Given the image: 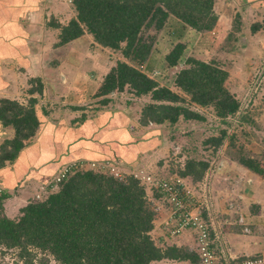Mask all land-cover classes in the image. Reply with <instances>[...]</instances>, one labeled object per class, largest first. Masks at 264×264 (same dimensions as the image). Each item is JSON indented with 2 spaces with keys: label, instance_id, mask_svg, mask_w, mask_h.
<instances>
[{
  "label": "trees",
  "instance_id": "obj_1",
  "mask_svg": "<svg viewBox=\"0 0 264 264\" xmlns=\"http://www.w3.org/2000/svg\"><path fill=\"white\" fill-rule=\"evenodd\" d=\"M71 3L75 17L63 25L53 24L59 29L56 45L62 46L88 33L97 44L119 52V59L103 77L94 98L107 105L108 95L126 87L136 97L149 96L151 101L140 112L139 123L143 127L205 120L184 105L180 94L159 86L138 66L149 60L156 33L168 24L198 34L213 30L217 23L215 0H71ZM187 47V43L177 42L163 57L165 69L184 63L175 72V88L187 95L191 103L212 108L219 119L232 117L238 111L239 101L226 87L228 72L213 61L183 58ZM29 81L33 85L26 90L31 95L26 102L0 98V123L13 130L12 138L0 145V167L13 162L39 129L41 109L37 108L38 98L32 95H41L42 85L39 82L35 85L34 79ZM247 111H241V115ZM235 134L220 129L210 136L205 142L213 149L212 155L225 140L230 152ZM236 153L240 165L264 179V152L253 156L241 150ZM208 168L207 161L187 159L177 172L170 168L166 177L176 175L198 188ZM178 192L187 203L195 201L199 205L182 188ZM153 195L161 199L163 194L155 190ZM5 198L7 195L1 192L0 251L17 250L24 264H35L34 249L50 254L59 264H150L162 259L200 264L196 250L176 245L162 248L155 243L150 232L156 212L146 188L131 175L121 180L100 170H77L58 182L57 189L43 200H31L20 208V215L15 218L3 213ZM202 217L206 220L204 210ZM186 231L191 232L185 230L174 238ZM210 233L213 238L214 233ZM211 247L215 248L214 244ZM261 257L230 256L229 262ZM220 261L223 263L222 258Z\"/></svg>",
  "mask_w": 264,
  "mask_h": 264
},
{
  "label": "crops",
  "instance_id": "obj_2",
  "mask_svg": "<svg viewBox=\"0 0 264 264\" xmlns=\"http://www.w3.org/2000/svg\"><path fill=\"white\" fill-rule=\"evenodd\" d=\"M217 1L220 2L215 0V4ZM214 12L219 23L221 13L216 5ZM75 15L71 0H0V98L26 102L31 96L26 91L31 87L29 79H34L35 85L37 82L42 85V94L32 95L38 98L37 108L41 109L36 135L13 162H5L0 167L1 192L7 195L3 208L8 216L24 207L38 187L49 182L63 163L111 159L134 170L150 162L144 143L145 139L158 136L157 127H143L138 116L133 118L129 110L114 105L82 115L76 113L78 107L71 106L75 103L73 99L91 96L113 66L108 59L111 49L97 44L91 34L56 45L59 29L53 24H66ZM101 69L102 76L93 88L96 73ZM88 85L92 89L88 90ZM55 93H63L61 96L67 105L71 104L73 120L47 108ZM63 102L53 100L58 105L65 104ZM69 107L63 106L62 110ZM141 129L146 130L139 133ZM12 136V128L0 123V145ZM218 159L213 165L215 176L197 199L205 203L204 212L208 213L209 227L215 233V251L218 256L231 257L264 254V179L240 165L234 157ZM157 160L156 154L153 161ZM221 160L227 164L219 169ZM149 198L159 200L153 193ZM232 199L234 202L228 203ZM165 215L166 209L156 221L158 225ZM151 237L159 247L176 245L195 252L194 238L189 231L169 238L153 230ZM150 264L190 263L162 259Z\"/></svg>",
  "mask_w": 264,
  "mask_h": 264
},
{
  "label": "rangeland",
  "instance_id": "obj_3",
  "mask_svg": "<svg viewBox=\"0 0 264 264\" xmlns=\"http://www.w3.org/2000/svg\"><path fill=\"white\" fill-rule=\"evenodd\" d=\"M214 5H216L217 11L221 13V20L217 23L218 26H215L210 32H201L198 34L193 31L190 32L189 29L180 30L175 24H168L164 30L156 33L154 50L150 55L149 60L138 66L148 77L155 80L159 86L166 87L180 94L185 100L184 105L199 113L205 119L204 121H181L174 126L164 124L159 127L158 136H154L156 138H147V143H144L148 148L145 150V153L147 152L146 154H148L147 156L148 159H150V162L149 160H145L148 163L145 167H137L139 170L143 169L153 175H160L163 178H166L170 168L171 170H174V172H177V170L182 168L187 159L207 161L209 163V168L211 166V169L209 170L208 168L206 171L202 182L203 184L200 183V185H198L200 186L199 188L191 187L188 181L184 179L181 180L185 183L188 188L187 190L192 193L194 199H198L200 197L198 195L201 194V192L205 193L207 185H210V181H212L213 176H215V167L213 168V165H216L218 158L221 159L223 156L229 159L232 157L237 158L238 155L236 152L238 151L239 153V150H241L243 154L249 156L262 154L264 152V0H220L219 3L217 1ZM252 27H255V29L252 30ZM177 42H185L188 44L183 58L192 57L205 62L213 61L218 63L219 67L228 72L226 87L239 101L238 111L232 117L219 119L215 116L212 108H204L191 103L187 95L175 88L173 84L175 72L178 69L183 68L184 63L182 62L175 68L165 69L163 57ZM111 52L112 53L109 55L110 58L108 56V59L114 65L119 56V52L114 50H111ZM121 59L123 58L121 57ZM103 69L96 73L94 78L96 83L93 84V88L95 87V84H98L97 81L102 76ZM29 85L32 86L33 84L29 82ZM87 88L88 90L92 89L90 85H88ZM250 93L252 101L247 106L246 102L250 98ZM62 94L63 93H55L56 97L51 98L52 101L48 103V107L47 105L45 107L50 108L56 115L59 112L63 115L65 114V118L71 120L73 109L69 107L71 104L67 105L68 103H66L67 101H65V98L61 96ZM93 94L89 97L85 95L78 99H73V102L75 103L71 106L79 108V111H76V113L82 115L87 112V114H91L94 110L105 107V105L100 103L101 99L94 98ZM54 99L59 102L64 101L63 103L65 104L58 105V103H53ZM108 99L110 102L106 105V108L110 107V105H114L116 108L120 109L126 108L129 110L131 117L133 118H136L137 116L140 118L139 111L146 103L151 101L147 95L142 97L134 96L128 87L119 93L112 92L108 95ZM63 106H68L70 109L67 108L64 111L62 110ZM240 107L244 108L242 111L248 110L247 114H238L239 109H241ZM242 116L243 119H241ZM220 129H227L229 134L236 132L235 137L232 140L234 148H231L230 152H227L225 148L228 141L225 140L223 146L217 150L216 154L213 156V149L207 147L205 141L210 136L217 134ZM145 130L146 129H141L139 133L141 131L145 132ZM156 154L158 160L153 161ZM109 161L117 164L118 166H116L119 167L125 175H130V170L125 166V163L111 159ZM79 162H81V160L67 162V164L63 163L58 172L64 168L65 165ZM82 162L90 164V162L88 163L86 160ZM58 172H56L55 176ZM115 172V170H112L109 174L123 180V177L119 178L115 176ZM170 177L173 176L171 175ZM45 184L46 183L41 184L38 187L37 191L28 199L27 203L31 200H43L51 192L50 190L46 192ZM41 186L45 188V192H43L42 196L37 198L36 194L40 192ZM2 190L3 189L0 187V194ZM155 190L159 191L158 189L153 188L146 189V192L150 196ZM4 201L5 200H3L2 203H4ZM160 202H162V206ZM167 202L169 203L166 195H162L161 199L157 201L152 199L153 210L156 212V208L158 207V212L154 214L151 231L156 230V232L168 237V234L171 233L170 230H164L161 224L165 221V218L168 215ZM232 202H234V199L228 201V203ZM203 206H205L203 201L202 203L199 202V205H197V208L201 213L204 210ZM165 209L166 215L164 218H161L160 225H158L156 221L160 218V214L162 216V212H165ZM3 213L5 214L4 208ZM19 215L20 209L14 215L7 216L15 218ZM206 218V222L209 225L210 220L207 212ZM240 222L242 223L241 220ZM190 233L192 235V232ZM169 238H174V234L171 233V237ZM152 239L155 241L153 237ZM32 252L34 253L33 261L35 264H59L46 252H41L37 249H34ZM17 253V250L14 249L5 250L3 252L0 251V264H24L18 257ZM225 255H221L222 257L217 255V257L219 259L225 257L229 260L230 256ZM258 255L264 257V254Z\"/></svg>",
  "mask_w": 264,
  "mask_h": 264
},
{
  "label": "built area",
  "instance_id": "obj_4",
  "mask_svg": "<svg viewBox=\"0 0 264 264\" xmlns=\"http://www.w3.org/2000/svg\"><path fill=\"white\" fill-rule=\"evenodd\" d=\"M250 98L246 102V105L252 101L251 93L249 94ZM241 108V107H240ZM242 109H239L238 114L241 113ZM89 163V162H88ZM112 161H93L90 164L84 162L72 163L65 165L56 176H54L49 182L45 184L46 192L50 190L51 192L57 189V184L63 178L68 176L71 173H74L77 170L82 169H94L110 173L112 170H115V176L119 178H124L125 173L119 169ZM129 174L134 178L138 179L146 189H158L163 195H166L169 203L167 202L168 215L165 218V221L162 222V228L165 230H170L171 233L179 234L185 230H190L193 234L195 242V250L200 256V264H231L229 260L225 257L222 258L223 263L217 257L215 248H212L211 245L214 244L215 234L213 238L211 237L209 225L206 220L202 217V213L197 208L195 201L187 203L184 201L178 190L182 188L185 191L186 195H189L190 199L194 200V196L190 191H188L185 183H183L180 177L172 175L173 177L163 178L162 176L153 175L143 169L136 168L130 170ZM121 176V177H120ZM45 192L44 187H40V192L36 194V197L39 198ZM158 207L156 212H158ZM169 232V231H168ZM169 232V233H170ZM170 233V235H171ZM233 264H264V258H247L242 261H237Z\"/></svg>",
  "mask_w": 264,
  "mask_h": 264
},
{
  "label": "water",
  "instance_id": "obj_5",
  "mask_svg": "<svg viewBox=\"0 0 264 264\" xmlns=\"http://www.w3.org/2000/svg\"><path fill=\"white\" fill-rule=\"evenodd\" d=\"M227 163L224 160H221L219 163V169H221V167L225 166Z\"/></svg>",
  "mask_w": 264,
  "mask_h": 264
}]
</instances>
